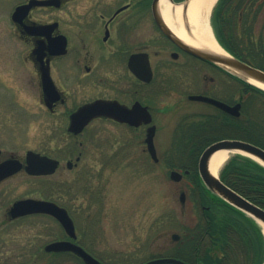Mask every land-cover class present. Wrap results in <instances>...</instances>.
<instances>
[{
  "label": "flooded vegetation",
  "instance_id": "obj_1",
  "mask_svg": "<svg viewBox=\"0 0 264 264\" xmlns=\"http://www.w3.org/2000/svg\"><path fill=\"white\" fill-rule=\"evenodd\" d=\"M7 1L10 4V0ZM187 1L171 0V4L182 7L183 28L192 35L186 20ZM154 4L155 0H15L3 12L7 13L5 21L15 37L29 47L24 59L33 66L42 106L51 117L67 121L60 130L68 138L78 140L95 123L109 124L126 131L132 151L137 148L152 163H187L180 159L182 151L197 149L196 145L200 144L204 146L210 139L205 136V128L210 125L223 126L210 130L226 137L212 141L203 151L221 140H241L225 132L229 119L243 120L246 84L220 67L191 55L173 41L157 22L155 11L165 20L160 3L157 10ZM215 15L212 14L213 22ZM172 17L175 20L174 14ZM42 68L47 70L50 84L47 93L43 89ZM193 97L210 98L229 106L240 105L241 116H233ZM95 102L109 104L114 109V117L98 116L80 134L71 133V117L83 106ZM192 106L205 111L188 110ZM147 115L151 116L149 123L144 121ZM127 118L131 121L121 120ZM166 120L173 121L172 127L166 126ZM152 126L155 127L157 161L151 158L146 143ZM164 132L173 137L168 152H175L172 158L179 159L165 160L158 154L156 137ZM190 140L192 142L187 144ZM129 143L124 144L125 150ZM78 146L82 148L83 144L79 142ZM75 152L56 157L60 166L53 176L66 158L70 172L79 167L82 151L74 159ZM12 156L21 160L25 173V158L3 153L0 163ZM131 162L125 159L118 163ZM26 176L42 180L53 177ZM8 212L9 209L7 223L42 218L54 222L61 230L55 240L38 249L41 251L39 260L46 264L65 263L69 257L84 264L69 251L46 252V247L56 241H71L106 264L80 237L70 240L54 217L38 214L11 219ZM68 212L75 223L72 212Z\"/></svg>",
  "mask_w": 264,
  "mask_h": 264
},
{
  "label": "rangeland",
  "instance_id": "obj_2",
  "mask_svg": "<svg viewBox=\"0 0 264 264\" xmlns=\"http://www.w3.org/2000/svg\"><path fill=\"white\" fill-rule=\"evenodd\" d=\"M14 1L0 0V150L21 158L30 150L54 158L76 151L74 159L82 151V159L71 172L65 163L68 158L64 159L50 179H33L22 172L0 185V264H46L39 260L38 249L61 234L58 226L42 218L16 223L6 219L14 201L45 197L69 208L80 240L106 264H143L173 257L181 245L172 235L193 228L202 217L193 179L172 181L170 172L180 171L172 169L178 163H152L137 148L132 151L126 131L109 124L95 123L78 140L62 133L67 121L45 111L33 66L24 59L29 47L5 21L3 11ZM256 33L264 36V13ZM188 110L205 111L198 106ZM249 112L254 117L263 115L255 106ZM172 122L168 120L166 126L172 127ZM172 138L167 132L156 137L158 154L165 160L179 159L168 152ZM125 143L130 144L126 150ZM125 159L132 162L118 163ZM182 192L185 205L180 202ZM54 264L79 263L69 257Z\"/></svg>",
  "mask_w": 264,
  "mask_h": 264
},
{
  "label": "trees",
  "instance_id": "obj_3",
  "mask_svg": "<svg viewBox=\"0 0 264 264\" xmlns=\"http://www.w3.org/2000/svg\"><path fill=\"white\" fill-rule=\"evenodd\" d=\"M215 13L216 35L224 48L248 64L264 70V36L256 33L257 23L264 13V0H220ZM246 93L243 120L229 119L225 134L264 149V92L246 84ZM250 106L259 108L263 115L254 117L249 112ZM219 128L223 126L215 124L205 128V136L210 138L205 145L182 151V159L187 163L172 167L190 171L188 177L193 179L197 203L202 209L201 220L193 228L181 231V250L172 256L186 264H264V236L260 226L245 213L211 194L198 174L197 160L204 147L226 137L211 132ZM220 179L264 209V167L237 155L226 163Z\"/></svg>",
  "mask_w": 264,
  "mask_h": 264
},
{
  "label": "water",
  "instance_id": "obj_4",
  "mask_svg": "<svg viewBox=\"0 0 264 264\" xmlns=\"http://www.w3.org/2000/svg\"><path fill=\"white\" fill-rule=\"evenodd\" d=\"M170 3L171 0H169ZM191 0L187 1L186 8V20L188 21V10ZM160 0H155L154 9L157 10V6H159ZM156 19L165 34H167L173 41H175L179 46H181L185 51L190 53L191 55L204 60L206 62H210L216 66L221 67L226 70L230 74L238 77L239 79L245 81L246 83L261 89L258 84L264 86V71L252 67L243 61L233 57L227 52V55H221L212 53L208 50L201 49L189 45L184 42L177 34L171 29V27L163 20L159 14L155 11ZM183 15V12H182ZM189 23V21H188ZM42 79H43V89L44 92L47 93L49 82L47 77V70L42 68ZM256 83H251V82ZM193 100H203L209 102L211 104L216 105L221 108L223 111L239 116L240 105H236L234 107L228 106L226 104L217 102L210 98L205 97H193ZM114 109L109 104H104L102 102H96L93 104H89L83 106L77 113H75L71 117V122L69 126L70 132L75 134H79L83 131V129L97 116H110L113 115ZM124 121H131V119H121ZM145 122H151V116L147 115L144 119ZM154 136H155V127L149 129L147 143L149 152L152 157L157 160V153L154 146ZM227 150V151H239L241 154L248 156L254 161L258 162L260 165L264 167V150L258 146L250 144L248 142H243L239 140H225L217 142L211 146H209L202 154L199 164L198 170L200 178L205 185V187L215 196L231 205L232 207L240 210L245 213L252 219H254L260 226L264 224V209L256 204H253L242 195L238 194L230 187L225 185L219 175L215 176L210 172V161L215 153L218 151ZM1 157V151H0ZM27 166L26 171L30 175L35 176H47L55 173L59 163L47 156H42L38 153L29 151L27 153ZM23 168V164L16 158H11L3 163H0V183L5 179L15 175L20 172ZM189 173L188 171L186 172ZM171 180L175 182H179L182 180L183 175L178 171H172L170 173ZM185 194L182 193L180 196L181 203H185ZM37 213H45L50 214L56 217L63 227L65 228L67 234L71 238H76V230L72 219L69 217L68 212L58 206L53 202H48L44 200H37L33 198L22 199L16 201L11 208L9 209V216L11 219H16L22 216L37 214ZM264 234V231H263ZM179 238L178 235H173V239L177 240ZM73 252L78 257L82 258L85 264H102L99 260L94 258L88 252H86L81 246L74 244L71 241H63V242H55L51 243L46 247V252ZM146 264H185L183 261L175 259V258H156L148 261Z\"/></svg>",
  "mask_w": 264,
  "mask_h": 264
},
{
  "label": "bare ground",
  "instance_id": "obj_5",
  "mask_svg": "<svg viewBox=\"0 0 264 264\" xmlns=\"http://www.w3.org/2000/svg\"><path fill=\"white\" fill-rule=\"evenodd\" d=\"M217 1L218 0H191L188 10V21L192 29V35H188L183 28L181 6L174 7L169 0H160V8L166 23L184 42L212 53L227 55V52L219 45L214 37L209 24V16ZM173 14L175 20L172 17ZM251 83L256 82L252 81ZM258 85L264 89L263 85ZM237 152L239 151L222 150L215 153L210 161V172L218 176L220 170L231 155ZM261 225L264 231V224Z\"/></svg>",
  "mask_w": 264,
  "mask_h": 264
}]
</instances>
